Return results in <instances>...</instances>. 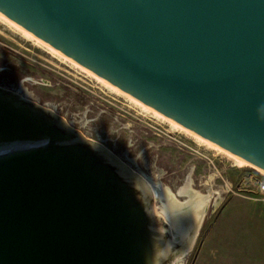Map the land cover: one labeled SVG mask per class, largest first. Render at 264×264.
<instances>
[{"label": "water", "instance_id": "95a60500", "mask_svg": "<svg viewBox=\"0 0 264 264\" xmlns=\"http://www.w3.org/2000/svg\"><path fill=\"white\" fill-rule=\"evenodd\" d=\"M0 12L264 169V0H0ZM155 198L116 154L0 85V264H180L203 199L168 200L171 229Z\"/></svg>", "mask_w": 264, "mask_h": 264}, {"label": "rangeland", "instance_id": "374dc122", "mask_svg": "<svg viewBox=\"0 0 264 264\" xmlns=\"http://www.w3.org/2000/svg\"><path fill=\"white\" fill-rule=\"evenodd\" d=\"M29 77L33 80H26ZM42 79L52 82V86L36 82ZM0 84L11 85L36 99H41L43 92L42 101L54 103V109L77 127L87 126V136L107 140L110 149L118 145L116 154L127 165L150 183L156 180L169 188L180 201L186 199L178 194L180 185L192 169L190 184L207 196L210 209L202 218L191 251L179 259L180 264L209 258L236 242L249 246L250 236L252 246L260 245L264 193L259 184H264V170L249 162L240 165L186 131L174 129L168 121L141 110L1 17ZM130 160H135L137 166ZM226 182L232 189H226Z\"/></svg>", "mask_w": 264, "mask_h": 264}, {"label": "flooded vegetation", "instance_id": "af4514ba", "mask_svg": "<svg viewBox=\"0 0 264 264\" xmlns=\"http://www.w3.org/2000/svg\"><path fill=\"white\" fill-rule=\"evenodd\" d=\"M29 79H32L33 80V77L31 78V77H29V78H26V80H29ZM30 81V80H29ZM37 83H40V84H45L46 86H52V82H50V81H48V80H46V79H42L41 81H36ZM1 85V84H0ZM1 86H3V87H6V88H9V89H12V90H14V91H16V89L15 88H13V87H11V85H7V86H5V85H1ZM18 92V91H17ZM24 92H25V90H24ZM20 94H22V95H24V96H26V97H28V98H30V99H32V100H34V101H36V102H38V103H40V104H42V105H44V106H47L48 108H50V109H52L53 111H55L56 113H58V114H60L58 111H56L55 109H54V103H51V105H49V102H46V101H42V98H43V92L41 93V95L40 96H42L41 97V99H36L34 96L32 97V96H28V95H26L25 93H22V92H19ZM61 116H63L62 114H60ZM64 118H65V120L66 121H68V119L65 117V116H63ZM96 121V118H94L93 119V122H95ZM69 122V124H71L73 127H75L76 129H78V130H80L86 137H88V138H90V139H92V140H94V141H97V142H99L100 144H102L103 146H105L107 149H109L111 152H113L114 154H116V152L118 151V145H116V147L114 146V147H112V149H110V148H108V146L106 145V144H108V142H107V140H103V141H100L99 139L97 140V139H94V138H91L90 136H87L86 134L87 133H89V130H88V127L87 126H83V127H81V128H79V127H77L75 124H74V122H73V120H70V121H68ZM101 129H99V131H100ZM117 155V154H116ZM118 156V155H117ZM119 157V156H118ZM124 163H126L121 157H119ZM130 162H131V164L133 165V166H137V162L135 161V160H130ZM127 164V163H126ZM139 173V172H138ZM143 176V175H142ZM144 177V176H143ZM145 178V177H144ZM146 179V178H145ZM147 180V179H146ZM151 180H153V179H151ZM148 181V180H147ZM153 182V181H152ZM148 183L150 184V186H151V188H152V190H153V192H154V195L156 196V198H155V202L156 201H158V202H160L161 203V206H158V208H156V210H157V212L160 214V215H162L163 217H164V219L170 224V226H171V223H170V221H169V219L167 218V216H165V213H160V211H159V209H163V208H165V204H166V202L168 201V200H170L172 203H174V204H178V205H182V209L183 210H185L186 211V207L188 208H190V207H192L191 205H192V203L194 202L193 200L195 199V197H202V196H205L204 194H200V193H198V192H196L192 187V185L189 183V185L188 186H185L184 188H182L181 190H180V192L178 193L179 195H181V196H183V197H185L186 198V200L185 201H180L176 196H175V194L173 193V192H171V190L169 189V188H166L165 186H163L160 182H158V181H156V180H154V182H153V184L152 183H150L149 181H148ZM232 185V184H231ZM225 187H226V189L227 190H229V189H232L231 188V186L229 185V183H227L226 182V185H225ZM157 194V195H156ZM188 199H190V202H188V203H186L187 201H188ZM205 199H207V196H205ZM217 204H218V202H216ZM211 207H213V206H211ZM209 209H210V207L209 206H207V202L205 201L204 202V205L203 206H201L199 209H198V212H197V214H201L202 212H203V216H204V214H206V211H209ZM185 211L183 212V213H185ZM201 212V213H200ZM182 213V212H181ZM196 214V215H197ZM203 216H202V218H203ZM201 223H202V220H201V222H200V226L202 227V225H201ZM171 229H172V226H171ZM199 229H200V227H199ZM198 229V230H199ZM201 230V229H200ZM199 230V231H200ZM199 231H198V233H199Z\"/></svg>", "mask_w": 264, "mask_h": 264}, {"label": "bare ground", "instance_id": "6f19581e", "mask_svg": "<svg viewBox=\"0 0 264 264\" xmlns=\"http://www.w3.org/2000/svg\"><path fill=\"white\" fill-rule=\"evenodd\" d=\"M0 17L7 20L10 24H12L16 29L20 30L21 32H23V34L31 39H34L36 42H38L39 44L47 47L52 53L60 56L62 59L68 60L70 61L74 66H76L77 68H79L80 70L84 71L85 73L93 76L95 79H97V81L99 83H101L103 86L107 87L108 89H110L112 92L118 93L120 95L125 96L127 99H129L133 104H135L136 106H138L141 110L152 113L153 115H155V117L163 119L168 121L171 126L174 129H181L186 131L187 133L193 135L199 142L201 143H205L207 144L209 147L216 149L219 152H223L225 154H227L228 156H230L232 159H234L238 164L242 165V164H248L247 160L237 156V155H233V153L226 151L225 149H223L221 146L219 145H215L214 142L207 140L206 138L202 137L201 135H198L196 133H193V131H189V129H187L186 127H184L183 125L179 124L178 122L172 120V119H168V117L165 115H163L162 113L158 112L157 110L151 108L150 106L144 104L143 102L139 101L138 99L134 98L133 96L131 97V95H129L128 93H124L123 90H121L120 88L118 89L117 86L111 84L110 82H108L107 80L101 78L100 76H98L97 74L95 75V73H92V71L88 70L87 68H85L84 66H82L81 64L79 65L78 62L70 59L69 57H67L65 54H63L62 52H60L59 50H57L56 48H54L53 46L51 47V45H48L47 43H45L43 40H40V38L35 37L34 34L32 35L31 32H29L28 30H26L25 28L23 29L22 27L18 26L17 23L15 24L14 21H11V19H8L7 17L4 16V14L2 15L0 12ZM250 163V162H249ZM251 164V163H250ZM253 165V164H252ZM255 166V165H254ZM257 167V166H256ZM260 168V167H258ZM262 168H260L259 170H261ZM264 170V169H262ZM264 173V171H262ZM203 202H205V196H202Z\"/></svg>", "mask_w": 264, "mask_h": 264}, {"label": "crops", "instance_id": "0c3cea01", "mask_svg": "<svg viewBox=\"0 0 264 264\" xmlns=\"http://www.w3.org/2000/svg\"><path fill=\"white\" fill-rule=\"evenodd\" d=\"M250 237L247 242L249 246L234 242L235 244L229 245L209 258L195 259L192 264H264V233L263 240H260L261 243L258 247L252 246L254 242Z\"/></svg>", "mask_w": 264, "mask_h": 264}, {"label": "clouds", "instance_id": "9594fccd", "mask_svg": "<svg viewBox=\"0 0 264 264\" xmlns=\"http://www.w3.org/2000/svg\"><path fill=\"white\" fill-rule=\"evenodd\" d=\"M260 116H261V118H264V107H262L261 109H260Z\"/></svg>", "mask_w": 264, "mask_h": 264}, {"label": "built area", "instance_id": "2783aa9c", "mask_svg": "<svg viewBox=\"0 0 264 264\" xmlns=\"http://www.w3.org/2000/svg\"><path fill=\"white\" fill-rule=\"evenodd\" d=\"M255 186V185H254ZM259 188L261 189V191L264 193V184H259Z\"/></svg>", "mask_w": 264, "mask_h": 264}]
</instances>
